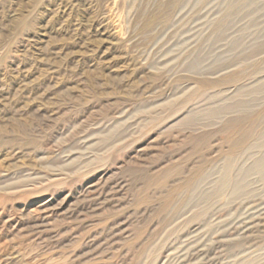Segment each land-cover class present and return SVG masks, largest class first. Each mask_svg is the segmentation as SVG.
Instances as JSON below:
<instances>
[{"label": "rangeland", "instance_id": "1", "mask_svg": "<svg viewBox=\"0 0 264 264\" xmlns=\"http://www.w3.org/2000/svg\"><path fill=\"white\" fill-rule=\"evenodd\" d=\"M263 174L264 0H0V264H264Z\"/></svg>", "mask_w": 264, "mask_h": 264}, {"label": "bare ground", "instance_id": "2", "mask_svg": "<svg viewBox=\"0 0 264 264\" xmlns=\"http://www.w3.org/2000/svg\"><path fill=\"white\" fill-rule=\"evenodd\" d=\"M246 130V129H245ZM249 130V129H248ZM244 133V132H243ZM243 137H245V136H243ZM260 138V137H259ZM241 139H242V137H241ZM238 143V142H237ZM241 144V143H240ZM225 168V167H224ZM225 171V170H224ZM227 171V170H226ZM259 171L261 172L262 170H261V168L259 169ZM229 172V171H228ZM223 174V173H222ZM225 174V173H224ZM229 174V173H228ZM264 175V174H263ZM228 177H229V175H228ZM225 180H228V179H225ZM231 181V180H230ZM233 182V181H232ZM234 183V182H233ZM235 184V183H234ZM21 185V184H20ZM227 186H228V184H227ZM231 188V189H230ZM230 188H229V195H230V197L231 198H235V197H237L242 191H243V187H242V185L239 183V184H235V185H233V186H230ZM228 192V191H227ZM236 229V228H235ZM202 253V251H201V249L200 248H198V249H196V250H194L191 254H190V256H188L189 257V261L190 262H192V260L191 259H193L194 257H197L199 254H201ZM184 255V254H183ZM184 257V256H183ZM186 257V256H185ZM245 259V262L246 263H248V262H250L248 259L246 260V258H244ZM187 264V263H186ZM249 264V263H248Z\"/></svg>", "mask_w": 264, "mask_h": 264}]
</instances>
